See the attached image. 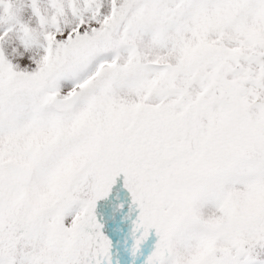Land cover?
I'll return each instance as SVG.
<instances>
[{"label":"snow or ice","instance_id":"1","mask_svg":"<svg viewBox=\"0 0 264 264\" xmlns=\"http://www.w3.org/2000/svg\"><path fill=\"white\" fill-rule=\"evenodd\" d=\"M0 264H264V0H0Z\"/></svg>","mask_w":264,"mask_h":264}]
</instances>
